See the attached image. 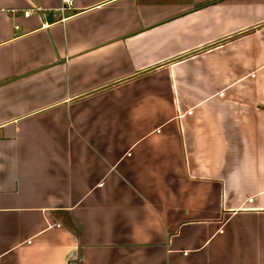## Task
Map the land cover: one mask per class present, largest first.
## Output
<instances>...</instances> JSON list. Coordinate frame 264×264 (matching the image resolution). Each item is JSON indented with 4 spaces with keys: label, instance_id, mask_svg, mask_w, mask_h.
I'll list each match as a JSON object with an SVG mask.
<instances>
[{
    "label": "crops",
    "instance_id": "0c3cea01",
    "mask_svg": "<svg viewBox=\"0 0 264 264\" xmlns=\"http://www.w3.org/2000/svg\"><path fill=\"white\" fill-rule=\"evenodd\" d=\"M0 0V264H264V0Z\"/></svg>",
    "mask_w": 264,
    "mask_h": 264
},
{
    "label": "built area",
    "instance_id": "2783aa9c",
    "mask_svg": "<svg viewBox=\"0 0 264 264\" xmlns=\"http://www.w3.org/2000/svg\"><path fill=\"white\" fill-rule=\"evenodd\" d=\"M72 6V0H62V6L59 10L62 12L66 9H69Z\"/></svg>",
    "mask_w": 264,
    "mask_h": 264
}]
</instances>
